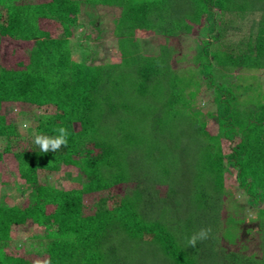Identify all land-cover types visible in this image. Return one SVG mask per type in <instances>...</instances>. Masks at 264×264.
<instances>
[{
  "label": "trees",
  "instance_id": "obj_1",
  "mask_svg": "<svg viewBox=\"0 0 264 264\" xmlns=\"http://www.w3.org/2000/svg\"><path fill=\"white\" fill-rule=\"evenodd\" d=\"M82 5L118 9L119 61L73 57ZM87 25L82 35L99 40L96 20ZM194 31L199 77L172 65L171 40ZM137 35L159 37L158 51L144 54ZM3 38L30 45L14 66L0 54V164L33 193L24 204L0 201V264H264V92L251 81L264 71V0H0ZM202 85L213 92L215 133L193 106ZM15 104L26 107L5 113ZM59 127L67 146L39 152L34 135ZM62 165L78 187L39 182ZM226 170L255 209L259 256L245 252L244 219H221ZM29 221L56 236L42 253H13L12 230ZM209 227L207 240L187 246Z\"/></svg>",
  "mask_w": 264,
  "mask_h": 264
},
{
  "label": "rangeland",
  "instance_id": "obj_2",
  "mask_svg": "<svg viewBox=\"0 0 264 264\" xmlns=\"http://www.w3.org/2000/svg\"><path fill=\"white\" fill-rule=\"evenodd\" d=\"M81 16L79 23L84 26L76 29L74 33V39L72 38L70 43L72 48V55L75 58L80 56L88 62L95 64L106 62L119 61V53L116 44V38L112 35V28L114 26L113 18L118 14V9L113 7H101V6H81ZM87 19L96 20L100 27L95 34L97 38L84 37L82 34L89 32L91 29L87 25ZM53 36H61L59 28L49 27ZM81 29V30H80ZM90 34V33H89ZM140 42L142 52L144 54H154L158 51L159 37L154 35L136 36ZM199 34L194 31L191 34H183L177 38L171 40L176 48L175 56L177 59H172V65L179 73L186 74L187 70L198 72L197 52L199 48ZM97 40V41H95ZM29 43H19L7 38H3L0 44V54L2 63L6 66H14L17 61L26 60L24 49L28 47ZM173 57V56H172ZM249 73L244 72V75ZM256 77L255 81L260 84L262 91L264 92V71H257L253 73ZM196 77H199L198 75ZM213 92L208 87L202 85L200 91L197 93L194 102V108L204 112L207 118L206 130L211 133H215L217 130L216 121L213 116H207L214 113V105L211 102V96ZM25 105H11L6 108L5 113H15L17 109H24ZM9 121L18 122L23 128L24 124L28 125L25 120L20 116H9ZM30 124V123H29ZM4 140L0 138V148H2ZM221 151L227 153L229 151V143L224 138L219 139ZM68 171V172H67ZM74 174L71 167L68 168L65 165L55 172H39L38 179L40 183L51 184L60 188L78 187L76 181H72L71 177ZM1 181L6 184L2 186ZM225 193L226 198L223 199V207L221 212V219L224 221L228 216H235L238 219H244L241 223L240 236L242 243L246 247L245 252H254L257 256L260 255V240L257 233L256 224L253 221L254 208L247 201V198L242 191L237 188L234 172L232 170L225 171ZM33 193V187H27L18 175L12 165L0 164V201L3 204H24L27 198ZM110 193H122L120 186L110 190ZM90 196L83 197V210L82 214L85 215L90 210ZM249 229V230H248ZM56 236L55 227L46 230L41 227L33 226L31 222H27L26 225L17 226L12 230V244L11 250L13 253H42L47 246V243ZM220 243L225 247L232 248V245L227 244L225 240L220 239Z\"/></svg>",
  "mask_w": 264,
  "mask_h": 264
},
{
  "label": "clouds",
  "instance_id": "obj_3",
  "mask_svg": "<svg viewBox=\"0 0 264 264\" xmlns=\"http://www.w3.org/2000/svg\"><path fill=\"white\" fill-rule=\"evenodd\" d=\"M27 126V125H25ZM57 133L55 136H47L43 134H36L33 138V143L38 146L39 152L48 153L49 151L57 152L62 146H67L68 130L65 127L54 129ZM52 161H49L51 163ZM211 228H201L198 232L193 233L186 238L187 246L196 247L198 241H204L209 238Z\"/></svg>",
  "mask_w": 264,
  "mask_h": 264
}]
</instances>
